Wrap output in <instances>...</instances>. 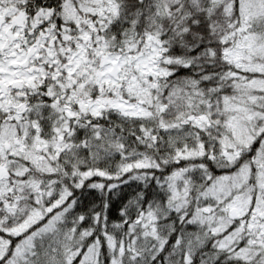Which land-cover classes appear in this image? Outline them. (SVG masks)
Returning a JSON list of instances; mask_svg holds the SVG:
<instances>
[{"label":"snow or ice","instance_id":"6c2138e0","mask_svg":"<svg viewBox=\"0 0 264 264\" xmlns=\"http://www.w3.org/2000/svg\"><path fill=\"white\" fill-rule=\"evenodd\" d=\"M0 264H264V0H0Z\"/></svg>","mask_w":264,"mask_h":264}]
</instances>
